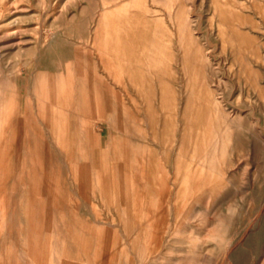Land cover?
Wrapping results in <instances>:
<instances>
[{
  "label": "rangeland",
  "instance_id": "obj_1",
  "mask_svg": "<svg viewBox=\"0 0 264 264\" xmlns=\"http://www.w3.org/2000/svg\"><path fill=\"white\" fill-rule=\"evenodd\" d=\"M69 84L124 114L56 197L11 113ZM0 264H264V0H0Z\"/></svg>",
  "mask_w": 264,
  "mask_h": 264
},
{
  "label": "crops",
  "instance_id": "obj_2",
  "mask_svg": "<svg viewBox=\"0 0 264 264\" xmlns=\"http://www.w3.org/2000/svg\"><path fill=\"white\" fill-rule=\"evenodd\" d=\"M92 88L71 84L59 86L54 88L51 100L36 91L24 97L20 109L11 113L18 114L17 118L23 120L20 142L17 118L12 129L11 166H15L18 144L21 143V167L27 169L23 173L27 175L24 182L50 184L56 197L66 189L62 184L76 187L78 167H87L83 158L88 152L100 149L103 136L110 133L108 114H124L123 107L120 112L114 110L107 95ZM45 91L43 89V93ZM103 114V120L99 119L95 125L92 120ZM79 155L81 162L77 161Z\"/></svg>",
  "mask_w": 264,
  "mask_h": 264
}]
</instances>
